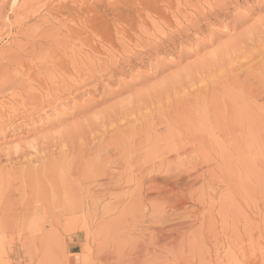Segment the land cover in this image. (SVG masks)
<instances>
[{"label":"rangeland","instance_id":"374dc122","mask_svg":"<svg viewBox=\"0 0 264 264\" xmlns=\"http://www.w3.org/2000/svg\"><path fill=\"white\" fill-rule=\"evenodd\" d=\"M178 1L0 0V264H264V0Z\"/></svg>","mask_w":264,"mask_h":264},{"label":"bare ground","instance_id":"6f19581e","mask_svg":"<svg viewBox=\"0 0 264 264\" xmlns=\"http://www.w3.org/2000/svg\"><path fill=\"white\" fill-rule=\"evenodd\" d=\"M177 1H178V0H177ZM180 1H181V0H180ZM183 1H184V0H183ZM185 1H186V0H185ZM190 1H192V0H189V4H190ZM195 1H196V0H195ZM123 2H124V1H123ZM131 2H132V0H131ZM133 2H134V1H133ZM178 2H179V1H178ZM184 3H185V2H184ZM187 3H188V1H186V4H187ZM47 5H48V4H47ZM127 5H129V3H128ZM140 5H141V4H140ZM187 5H188V4H187ZM187 5H186V6H187ZM224 5H225V4H224ZM149 6H150V5H149ZM188 7H189V6H188ZM140 8H141V7H140ZM143 8H144V7H143ZM150 8H152V7H150ZM117 9H118V8H117ZM131 9H133V8H131ZM138 9H139V8H138ZM148 9H149V7H148ZM119 10H120V9H119ZM121 10H122V9H121ZM140 10H141V9H140ZM122 11H123V10H122ZM132 11H133V10H132ZM132 11H131V12H132ZM143 11H144V9H143ZM148 11H149V10H148ZM152 11H153V10H152ZM72 12H73V11H72ZM81 12H82V11H81ZM83 12H85V11L83 10ZM119 12L121 13V11H119ZM125 12H126V11H125ZM200 12H201V11H200ZM75 13H76V12H75ZM123 13H124V12H123ZM129 13H130V12H129ZM133 13H134V12H133ZM133 13H132V14H133ZM145 13H147V12H145ZM148 13L150 14V11H149ZM148 13H147V14H148ZM197 13H199V12H197ZM84 14H85V13H84ZM105 14H106V12H105ZM121 14H122V13H121ZM121 14H120V15H121ZM124 14H125V13H124ZM124 14H123V15H124ZM127 14H128V13H127ZM152 14H153V13H152ZM157 14H158V13H157ZM167 14H168V13H167ZM201 14H202V13H201ZM150 15H151V14H150ZM168 15H169V14H168ZM173 15H174V14H173ZM72 16L75 17L74 15H72ZM78 16H79V15H78ZM132 16H133V15H132ZM156 16L159 17V15H156ZM198 16H199V15H198ZM200 16H201V15H200ZM204 16H205V15H204ZM81 17H82V16H81ZM110 17H111V16H110ZM126 17H127V16H126ZM160 17H161V15H160ZM196 17H197V16H196ZM201 17H203V16H201ZM99 18H100V17H99ZM127 18H128V17H127ZM140 18H141V17H140ZM149 18H150V17H149ZM163 18H164V17H163ZM169 18H170V17H169ZM172 18H176V17H173V16H172ZM199 18H200V17H199ZM199 18H198V19H199ZM102 19H104V18H102ZM130 19H131V18H129L127 21H129V22H128L129 25H130V24L133 25V23H132L133 20L130 21ZM195 19H196V18H195ZM201 19H202V18H201ZM203 19H204V17H203ZM100 20H101V19H100ZM123 20H124V19H123ZM134 20H136V19H134ZM151 20H152V19H151ZM161 20H162V19H161ZM199 20H200V19H199ZM206 20H207V19H206ZM113 21H114V20H113ZM165 21H166V20H165ZM188 21H189V20H188ZM200 21H203V20H200ZM237 21H238V20H237ZM240 21L242 22L243 20H240ZM109 22H110V21H109ZM135 22H136V21H135ZM195 22H197V21L195 20ZM113 23H114V22H113ZM119 23H120V22H119ZM119 23H118V24H119ZM128 23H127V24H128ZM166 23H167V22H166ZM170 23H171V22H170ZM197 23H198V22H197ZM202 23H203V22H202ZM238 23H239V22H238ZM107 24H108V23H107ZM116 24H117V23H116ZM135 24L137 25V23H135ZM142 24H144V23H142ZM145 24H146V23H145ZM112 25H113V24H112ZM131 25H130V26H131ZM139 25H140V22H139ZM169 25H170V24H169ZM201 25H202V24H201ZM204 25H205V24H204ZM241 25H242V24H241ZM90 26H91V25H90ZM93 26H94V24H93ZM114 26H115V24H114ZM123 26H124V25H123ZM126 26H127V25H126ZM143 26H144V25H143ZM192 26H193V24H192ZM95 27H96V26H95ZM99 27H100V25H99ZM117 27H119V25H118ZM127 27H128V26H127ZM137 27H138V26H137ZM148 27H149V26H148ZM186 27H187V26H186ZM237 27H238V26H237ZM93 28H94V27H93ZM140 28H142V26H141ZM146 28H147V27L145 26V29H146ZM193 28H194V27H193ZM193 28H192V29H193ZM81 29H82V28H81ZM114 29H115V28H114ZM121 29H122V28H121ZM121 29H120V30H121ZM123 29H125V28H123ZM131 29H133V28H131ZM131 29H130V30H131ZM142 29H143V28H142ZM145 29H144V30H145ZM147 29H148V28H147ZM183 29H185V27H184ZM199 29H200V28H199ZM230 29H231V28H230ZM235 29H236V28H235ZM126 30H128V29H125V31H126ZM136 30H137V29H136ZM138 30H139V28H138ZM144 30H143V31L140 30V31H142V33H143V32H145ZM80 31H81V30H80ZM82 31H84V30L82 29ZM97 31H98V30H97ZM105 31H106V30H105ZM118 31H119V30H118ZM133 31H135V30L133 29L131 32H133ZM179 31H180V30H179ZM182 31L185 32V30H182ZM78 32H79V31H77V33H78ZM131 32H130V33H131ZM80 33H82V32H80ZM92 33H93V32H92ZM117 33H118V32H117ZM122 33H124V32L122 31ZM75 34H76V33H75ZM78 34H79V33H78ZM78 34H77V35H78ZM95 34H96V33H95ZM120 34H121V32H120ZM175 34L177 35V31L175 32ZM179 35H180V34H179ZM96 36H97V35H96ZM122 36H123V35H122ZM125 36H126V35H125ZM78 37H79V36H78ZM119 37H120V36H119ZM123 37H124V36H123ZM126 37H127V36H126ZM178 37H179V36H178ZM99 38H100V37H99ZM113 38H114V37H113ZM113 38H112V39H113ZM116 38H117V37H116ZM175 38H176V37H175ZM100 39H101V38H100ZM171 39H172V38H171ZM237 39H238V38H237ZM107 40H108V39H107ZM252 40H253V39H252ZM103 41H104V40H103ZM113 41H114V40H113ZM240 41H241V40H240ZM106 42H107V41H106ZM159 42H160V41H159ZM169 42H170V41H169ZM174 42H175V41H174ZM113 43H114V42H113ZM238 43H239V41H238ZM114 44H115V43H114ZM229 44H230V43H229ZM236 44H237V43H236ZM205 45H206V44H205ZM232 45H233V44H232ZM112 46H113V44H112ZM114 46H115V45H114ZM165 46H166V45H165ZM230 46H231V45H230ZM226 47H228V46H226ZM130 52H131V51H130ZM238 53H239V52H238ZM128 54H129V50H128ZM134 54H135V53H134ZM126 55H127V54H126ZM121 56H122V55H121ZM127 56H132V55L130 54V55H127ZM126 58H127V57H126ZM126 58L124 57L123 59H126ZM132 58H133V57H132ZM121 59H122V57L120 58V60H121ZM134 59H135V58H134ZM115 60H116V59H115ZM125 61H126V60H125ZM230 61H231V60H230ZM128 62H129V61H128ZM120 63H121V61H120ZM113 64H114V62H113ZM115 68H116V67H115ZM201 68H202V67H201ZM109 69H110V68H109ZM107 70H108V68H107ZM110 70H111V69H110ZM101 71H102V70H101ZM108 71H109V70H108ZM108 71H107V72H108ZM103 72H104V70H103ZM105 72H106V71H105ZM112 72H113V70H112ZM43 149H44V148H43ZM34 157H35V156H34ZM34 157H33V158H34ZM9 158H10V157H9ZM37 158H38V157H37ZM37 158H36V159H37ZM8 160H9V159H8ZM9 161H10V160H9ZM24 162H25V161H24ZM24 162H23V163H24ZM26 163H27V162H26ZM162 163H163V162H162ZM152 164H153V163H152ZM153 165H154V164H153ZM155 165H156V164H155ZM156 166H157V165H156ZM156 166H155V167H156ZM159 166H160V165H159ZM161 166H162V165H161ZM161 166H160V167H161ZM149 167H150V166H149ZM149 167H148V168H149ZM142 168H143V167H142ZM150 168H151V167H150ZM158 169H159V168H158ZM148 170H149V169H148ZM152 170H153V168H152ZM151 172H152V171H151ZM152 173H153V172H152Z\"/></svg>","mask_w":264,"mask_h":264}]
</instances>
